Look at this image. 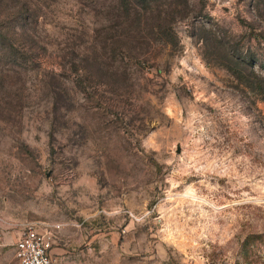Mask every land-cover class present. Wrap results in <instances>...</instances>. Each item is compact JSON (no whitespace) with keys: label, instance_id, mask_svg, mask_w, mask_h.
Returning a JSON list of instances; mask_svg holds the SVG:
<instances>
[{"label":"rangeland","instance_id":"1","mask_svg":"<svg viewBox=\"0 0 264 264\" xmlns=\"http://www.w3.org/2000/svg\"><path fill=\"white\" fill-rule=\"evenodd\" d=\"M242 56L264 0H0V264L30 225L54 264H264Z\"/></svg>","mask_w":264,"mask_h":264},{"label":"built area","instance_id":"2","mask_svg":"<svg viewBox=\"0 0 264 264\" xmlns=\"http://www.w3.org/2000/svg\"><path fill=\"white\" fill-rule=\"evenodd\" d=\"M53 235L34 225L27 226L19 235L14 255L19 264H54Z\"/></svg>","mask_w":264,"mask_h":264},{"label":"trees","instance_id":"3","mask_svg":"<svg viewBox=\"0 0 264 264\" xmlns=\"http://www.w3.org/2000/svg\"><path fill=\"white\" fill-rule=\"evenodd\" d=\"M251 58L248 56H242L234 64L233 67L228 68L232 75L236 76L243 85L252 92L257 91L258 94L264 97V79L254 74L255 64L250 63ZM261 68V67H260ZM262 69V68H261ZM244 72H250L251 74H243Z\"/></svg>","mask_w":264,"mask_h":264}]
</instances>
